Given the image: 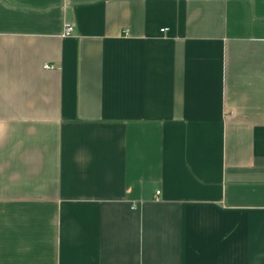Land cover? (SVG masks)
<instances>
[{"label":"crops","instance_id":"0c3cea01","mask_svg":"<svg viewBox=\"0 0 264 264\" xmlns=\"http://www.w3.org/2000/svg\"><path fill=\"white\" fill-rule=\"evenodd\" d=\"M0 264H264V0H0Z\"/></svg>","mask_w":264,"mask_h":264},{"label":"built area","instance_id":"2783aa9c","mask_svg":"<svg viewBox=\"0 0 264 264\" xmlns=\"http://www.w3.org/2000/svg\"><path fill=\"white\" fill-rule=\"evenodd\" d=\"M72 32H73V26L72 25H68V26H66V28L64 30L63 36L65 37V36L71 35ZM45 66L47 68L52 67V65H50V64H46Z\"/></svg>","mask_w":264,"mask_h":264}]
</instances>
